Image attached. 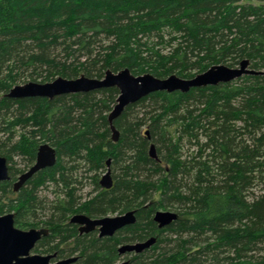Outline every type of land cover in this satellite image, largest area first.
<instances>
[{
  "label": "trees",
  "instance_id": "1",
  "mask_svg": "<svg viewBox=\"0 0 264 264\" xmlns=\"http://www.w3.org/2000/svg\"><path fill=\"white\" fill-rule=\"evenodd\" d=\"M243 59L264 71V0H0V155L11 176L0 182V213L15 212L19 228L48 227L34 253L78 255L74 264H115L121 244L152 236L155 244L131 253L129 264H264V73L151 93L115 120L117 142L108 121L117 87L7 96L27 80L124 68L191 78ZM42 143L56 148V163L15 192L25 170L11 166L14 158L30 167ZM108 159L114 182L106 189L99 173ZM85 174L94 195L81 202ZM51 184L52 200L40 195ZM168 209L179 217L159 228L154 214ZM129 210L136 222L112 236L80 235L70 222L74 213Z\"/></svg>",
  "mask_w": 264,
  "mask_h": 264
},
{
  "label": "water",
  "instance_id": "2",
  "mask_svg": "<svg viewBox=\"0 0 264 264\" xmlns=\"http://www.w3.org/2000/svg\"><path fill=\"white\" fill-rule=\"evenodd\" d=\"M262 73L264 71L251 68L248 59H243L235 67L225 64H215L191 78H183L176 74L159 78L151 73L135 75L129 68H124L117 72L107 69L102 78L81 75L77 78L69 79L59 76L49 82L29 81L24 84H16L9 90L7 96L11 98L45 97L53 99L55 96L63 94L117 87L119 95L116 99V104L108 114L111 139L117 142L120 132L114 123L115 120L123 113L127 106L151 93L158 91L187 92L191 88L228 83L246 74ZM149 156L159 160L154 143L150 144ZM56 161V149L49 143H42L38 148L34 164L18 177L13 184V190L17 192L35 173L47 167H52ZM107 165L109 167L110 159H108ZM10 179L7 158L0 155V182ZM113 182L111 169L108 168L101 177L100 185L109 189L112 187ZM135 212V210H129L122 214L106 215L97 218L78 213L70 218V222L79 225L80 233H89L97 229L100 237L112 236L124 226L136 222ZM178 217L179 215L175 211L158 210L154 214L153 219L159 228H164L176 221ZM48 234L49 229L45 227L29 229L17 227L13 212L0 214V264H74L78 260V255L53 262V259L57 257L56 252L50 254L33 253L38 241ZM156 240V236H152L144 241L123 243L118 248V252L120 255L141 253L155 244ZM129 263V260H122L115 264Z\"/></svg>",
  "mask_w": 264,
  "mask_h": 264
},
{
  "label": "rangeland",
  "instance_id": "3",
  "mask_svg": "<svg viewBox=\"0 0 264 264\" xmlns=\"http://www.w3.org/2000/svg\"><path fill=\"white\" fill-rule=\"evenodd\" d=\"M238 66V65H237ZM29 81H34V80H27L26 82H29ZM25 81H23V82H21V83H19V84H24V83H26ZM144 129L146 130L147 129V127L146 126H144ZM149 148V147H148ZM11 166H13L15 169H23V170H27L29 167H25L24 166V162H23V160L21 159V158H18V157H15L14 158V160H13V162H12V165ZM100 174V177H101V175L102 174H104V172H100L99 173ZM20 174H18V176H19ZM17 176V177H18ZM76 176H77V174H76ZM78 176H79V178H80V180H81V177L83 176V174H81V172H78ZM85 176L87 177L88 176V178H85V179H83L82 181H83V185H78V186H76V189H77V194L80 196V198H79V200L82 202V201H84L85 199H90V197H92L93 195H94V193H93V189H94V185L92 184V179H90L89 178V175L88 174H85ZM259 188H261V185L260 186H258V187H256L255 189H253V193L255 194V195H258L259 193H261V191L259 190ZM57 191L58 190V188L57 189H55V187L53 186V184H51L48 188H45V189H42V191H41V193H40V195L41 196H47L50 200H52L53 198H54V196H55V192L54 191ZM10 196H13V197H15L16 196V194L14 193V194H12V195H10ZM159 196V195H158ZM61 198L62 197H64V195L61 193V196H60ZM5 202H7L6 200H5V198H3L1 201H0V205L1 204H3V203H5ZM169 210V209H168ZM7 212H9V211H7ZM7 212H4V213H7ZM1 214V213H0ZM3 214V213H2ZM116 214H119L118 212L117 213H110V214H108V215H116ZM24 229H27V228H24ZM33 253H34V251H33ZM262 253H264V251L262 252ZM127 257H131V255H128ZM126 257V258H127ZM60 258H55V259H53V262H55V261H57V260H59ZM124 259V258H123ZM122 260V259H121Z\"/></svg>",
  "mask_w": 264,
  "mask_h": 264
},
{
  "label": "flooded vegetation",
  "instance_id": "4",
  "mask_svg": "<svg viewBox=\"0 0 264 264\" xmlns=\"http://www.w3.org/2000/svg\"><path fill=\"white\" fill-rule=\"evenodd\" d=\"M51 146H52V145H51ZM52 147H54V146H52ZM149 147H150V146H149ZM54 148H55V147H54ZM55 149H56V148H55ZM37 152H38V151H37ZM36 156H37V155H36ZM35 160H36V159H35ZM107 161H108V160H107ZM34 162H35V161H34ZM33 164H34V163H33ZM33 164H32V165H33ZM32 165H31V166H32ZM31 166H30V167H31ZM30 167H29V168H30ZM29 168H28V169H29ZM108 168L111 169V159H110V165H109V167H107V169H108ZM28 169H27V170H28ZM27 170H25V171H27ZM25 171H23L22 173H24ZM106 171H107V170H106ZM22 173H21V174H22ZM104 173H105V172H104ZM21 174H20V175H21ZM20 175H19V176H20ZM102 175H103V174H102ZM102 175H101V177H102ZM111 175H112V169H111ZM19 176H18V177H19ZM18 177H17V179H18ZM101 177H100V180H101ZM112 177H113V175H112ZM17 179H16V180H17ZM16 180H15V181H16ZM15 181H14V182H15ZM14 182H13V184H14ZM101 187H102V186H101ZM103 188H104V187H103ZM19 190H20V189H19ZM19 190H18V191H19ZM18 191H17V192H18ZM7 213H9V212H7ZM13 213L15 214V212H13ZM79 213H81V214H86V213H84V212H79ZM3 214H6V213H3ZM74 214H78V213H74ZM74 214H73V215H74ZM73 215H72V216H73ZM86 215H88V214H86ZM72 216H71V217H72ZM88 216H90V215H88ZM90 217L97 218V217H94V216H90ZM98 217H101V216H98ZM73 224H75V223H73ZM75 225H77V224H75ZM31 228H35V227H31ZM39 228H42V227H39ZM45 228H48V227H45ZM77 228H78V231H79V225H77ZM21 229H24V228H21ZM27 229H29V228H27ZM48 229H49V228H48ZM93 231H97V233H98V235H99V232H98L97 229H96V230H93ZM93 231H91V232H93ZM89 233H90V232H89ZM79 234L81 235V234H86V233H80V231H79ZM99 237H100V236H99ZM119 247H120V246H119ZM119 247H118V248H119ZM118 253H119V252H118ZM128 255H131V253H126V254L121 255V256H122L121 259H122V260H129V259L126 258ZM123 258H124V259H123ZM122 260H118L117 262L122 261ZM129 261H130V260H129ZM117 262H116V263H117Z\"/></svg>",
  "mask_w": 264,
  "mask_h": 264
}]
</instances>
